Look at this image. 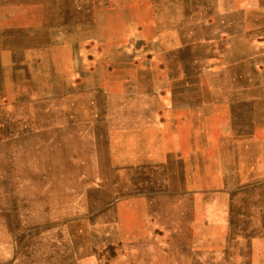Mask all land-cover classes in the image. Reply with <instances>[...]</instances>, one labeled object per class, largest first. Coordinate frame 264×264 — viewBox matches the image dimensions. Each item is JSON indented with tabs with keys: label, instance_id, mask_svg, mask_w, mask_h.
<instances>
[{
	"label": "rangeland",
	"instance_id": "1",
	"mask_svg": "<svg viewBox=\"0 0 264 264\" xmlns=\"http://www.w3.org/2000/svg\"><path fill=\"white\" fill-rule=\"evenodd\" d=\"M252 172L264 0H0V264H264Z\"/></svg>",
	"mask_w": 264,
	"mask_h": 264
},
{
	"label": "crops",
	"instance_id": "2",
	"mask_svg": "<svg viewBox=\"0 0 264 264\" xmlns=\"http://www.w3.org/2000/svg\"><path fill=\"white\" fill-rule=\"evenodd\" d=\"M221 17L222 19L218 23L212 19L205 24L209 34V37L206 38L209 46H225L232 39V34L236 32V25H232L231 19L225 20V15ZM237 26L240 29L239 21ZM252 173L249 180H240L233 189L223 188V192L231 193L230 196H227V204H264V180H258L255 172ZM241 220L240 216L239 221ZM222 255L225 256V252Z\"/></svg>",
	"mask_w": 264,
	"mask_h": 264
}]
</instances>
